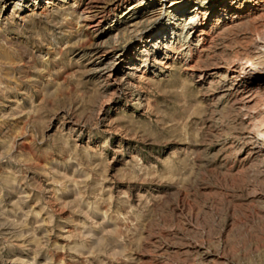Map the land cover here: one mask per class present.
<instances>
[{
  "label": "rangeland",
  "instance_id": "1",
  "mask_svg": "<svg viewBox=\"0 0 264 264\" xmlns=\"http://www.w3.org/2000/svg\"><path fill=\"white\" fill-rule=\"evenodd\" d=\"M167 3L0 0V264H264V162L246 124L264 96L248 116L221 75L264 40V0L207 21L194 68L181 49L108 82L96 53L118 71Z\"/></svg>",
  "mask_w": 264,
  "mask_h": 264
},
{
  "label": "bare ground",
  "instance_id": "2",
  "mask_svg": "<svg viewBox=\"0 0 264 264\" xmlns=\"http://www.w3.org/2000/svg\"><path fill=\"white\" fill-rule=\"evenodd\" d=\"M166 1L168 3L164 7V12L166 13L165 19L147 37L140 41L139 47L129 48L127 50L120 62L118 71H116L114 63L109 62L111 60L108 59L110 58L109 52L96 53L98 58L93 66H95V70L100 72V74L101 72L107 73L106 77L109 80L108 82L113 81L124 70L135 71L140 68L141 72H147L155 64H170L169 61L173 60L176 55L178 56L177 52L181 49L186 54L185 59L183 58V60H186L184 66L194 68L192 58L196 53V49L198 46L203 45L205 37L209 35L207 28L210 29V27H208L209 24L207 21H212L214 17L217 21H221L220 24H224L233 19H242L249 13L254 12L262 0ZM152 2L154 0H146V5ZM231 15L234 16L231 17ZM252 48L255 52L253 51L250 57L234 59L233 64L224 68V73L221 74L226 77L230 76L232 81L234 80L235 82L233 84L235 87L230 94L233 108L240 112H248L246 114L248 116L252 115V107L250 108V104L256 105V102L261 99V96H264V88L262 87V83H264V62L262 61L264 59V40L262 38L256 39ZM166 67L169 68V66ZM253 73L260 76V82L254 85L258 88L262 87V93H260L261 91L255 90V86L253 87L251 85L249 87L244 81L245 76ZM198 75L201 82L208 76L203 71ZM213 84L210 83L211 87ZM244 91L246 93H244L242 98L237 97V93ZM262 109L264 110V104L262 105ZM247 122V129L251 130L248 133L253 135L252 139L256 142L257 146L249 154L262 156L263 159L260 162H264V115L259 116L256 114L255 117H252L250 123ZM247 139L249 138L246 137L245 140ZM261 153L262 155H259Z\"/></svg>",
  "mask_w": 264,
  "mask_h": 264
}]
</instances>
